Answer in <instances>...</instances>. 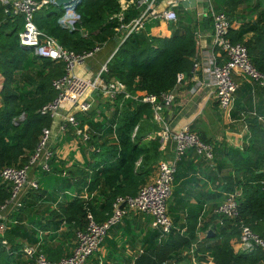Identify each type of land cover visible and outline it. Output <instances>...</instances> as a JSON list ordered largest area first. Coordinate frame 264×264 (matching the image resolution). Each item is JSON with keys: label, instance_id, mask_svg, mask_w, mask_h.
<instances>
[{"label": "trees", "instance_id": "1", "mask_svg": "<svg viewBox=\"0 0 264 264\" xmlns=\"http://www.w3.org/2000/svg\"><path fill=\"white\" fill-rule=\"evenodd\" d=\"M242 1L245 0H216V6L213 4V8L218 12L225 11L223 7H229L225 11L228 13L235 11L237 3ZM254 2L255 7H263L259 17L256 21L244 23L240 30L231 28L229 37L234 43L245 42L251 59L264 72V0ZM76 8L82 22L76 23L73 30L62 27L58 23L61 15L55 16L56 13L47 8H41L36 13L35 20L39 28L56 37L66 48L77 52L93 49L117 34L121 23H130L141 14L139 9L131 6L125 12L123 21L118 17L111 18L121 10L119 0H81ZM6 18L9 19L8 12L0 3V22ZM207 19L213 23L211 16ZM22 26L21 20L14 30V35ZM248 31H252L253 36L244 41V35ZM196 52L194 25L182 27L171 37L148 39L141 33H131L120 43L115 54L107 62L108 70L103 77L105 80H118L126 84V92L118 94L113 101L115 108L111 118L90 120L88 128L91 136L104 139L102 147L106 162L99 167L88 165L81 169L79 179L74 184L78 193L84 188L89 194L97 191L99 187L102 189L98 196L94 194L89 201L74 196L71 203L62 206L60 214L67 222L85 218L87 208L92 209L94 216L101 217L99 222L105 221L109 218L113 202L118 195H134L148 181V175L159 158L162 142L160 133L152 137L146 135L148 128L157 129V121L154 119L152 104L142 101V98L151 94L160 97L164 92L173 89L178 84L181 73H190L193 70ZM42 61L36 77L32 74L34 67H30L33 62L27 64L24 67L26 70L21 72V78L35 85V90L18 92L17 87L13 85L15 76L12 77V70L2 71L7 82L1 92L3 105L0 106V171L5 166L25 165L39 143L42 130L52 124L51 115H43L39 109L56 97L57 92L53 88L52 80L64 73V65L49 58H42ZM80 124L83 127V121ZM112 132H115L116 143L107 137ZM251 133V144L247 149L228 153V156H232L234 175L225 177L224 190H242L238 199L240 217H244L252 229L264 237V183L261 182L264 180V123L252 119ZM203 140L206 141L204 138ZM51 162L53 164V160ZM11 190L12 184L2 180L0 176V205L8 200ZM27 196L29 200H25L23 210L16 215L17 222H14L6 234L8 241L13 244L10 249L13 252L3 248L0 237V264H9L8 254L19 253L21 246L15 243V236L32 234L27 224L22 223L23 213L27 209L32 210L34 205L42 200L47 199L52 203L58 199L57 193H50L41 185L30 190ZM94 203L97 204L98 211ZM196 215H189L188 227L184 234L180 233L176 226L163 238H160L161 234L157 230L149 231L141 240L144 250L135 259L134 264H176L181 261L197 237ZM215 231L214 239L218 242L208 244L207 237L197 244L195 251L200 259L211 255L216 264H264V251L259 248L253 252H236L233 249L230 239L240 235V231L230 219L224 217L222 224H215Z\"/></svg>", "mask_w": 264, "mask_h": 264}, {"label": "crops", "instance_id": "2", "mask_svg": "<svg viewBox=\"0 0 264 264\" xmlns=\"http://www.w3.org/2000/svg\"><path fill=\"white\" fill-rule=\"evenodd\" d=\"M148 1L154 9L159 11L172 0H166V2H164L165 0ZM254 1L245 0L237 3V9L228 12L233 23L232 29L237 31L243 28L244 23L256 21L263 7H255L256 3ZM119 4L122 7L128 5L127 0H119ZM210 4L216 6V2L212 3L210 1ZM51 6H55V4L51 2L46 8L53 11ZM146 8L144 4L139 9L140 13H143ZM228 8L226 7L225 9L223 7L225 11ZM201 9L198 7L188 8L178 2L176 6L177 22H167L163 18L149 14L145 17L144 27L140 32L142 36L151 39L153 37H171L175 31L187 25H194L196 28L197 52L193 59L196 62L195 66L190 73H181V80H178V84L170 90L174 94V101L172 104L165 106L161 113L162 119L170 124L173 132L182 128L183 125L189 124L191 129L197 132L200 137L214 145L212 164L204 156H200L194 148H190L184 153L182 161L177 166L178 169L173 184L174 190L169 200V210L180 233H185L188 227L189 215L197 214V237L191 243L190 250L194 243L198 244L207 237L209 238L206 240L208 244L218 242V240L214 239L216 236L215 224H221L220 217L216 216L212 209L225 198V177L234 175L232 156H228V153L233 150L244 151L251 144V120L257 118L250 113L256 112L257 115L264 117V88L249 81L241 74L234 75V80L239 84L234 108L229 117L222 113L218 101L215 99L213 72L216 64L224 62L223 52L221 47L215 42L213 23L207 19L210 14H206L204 11L201 12ZM5 10H7L6 7ZM8 16L9 19L6 18V20L0 22V106L3 105L1 92L7 82L6 75L2 71L12 70L11 75L12 77L15 76L13 85L21 93L26 90H35V85L21 78V72L26 70L24 67L33 62L30 67H34L32 74L36 77L40 69L39 66L43 63L42 58L36 54L34 48H26L18 44L19 35L24 28L22 26L16 35H14V30L23 19L13 16L10 11ZM62 16L61 14L58 23L67 29L69 27L64 26ZM252 36V31L246 32L244 41ZM121 39L122 32H117L113 37L100 43L98 45L100 49L93 56L87 58L85 65L79 67L77 73L93 79L105 66V63L115 54L120 46ZM84 101L90 103L88 113L74 110L78 122L83 121V127L89 128L90 120L99 121L103 118L107 120L114 113L115 105L113 101L104 96L99 90L90 92ZM68 113L67 109L61 110L60 114L52 118L50 126L52 129L51 141L55 150V155L52 159L53 170L51 172L57 175V187H69L65 191L68 196L58 195V199L52 201V203L47 199L42 200V202L35 204L32 210L27 209L23 215L21 214L22 223L27 224V228L32 234L15 236V243L19 244L17 246L38 244L39 250L51 260L60 259L70 254L76 246V230L85 226L86 217L69 223L60 214L62 206L71 203L74 197L73 194L78 193L74 184L79 179L80 170L88 165L90 167H99L106 162L103 155L104 148L102 147L104 139L90 135V141L85 142L82 140L81 136L77 134L75 127L65 121ZM244 115L246 119H244ZM259 121L264 123V120ZM155 123L157 129L148 128L147 136L152 137L161 133L162 123ZM246 123L247 127L245 126ZM64 125L67 128L63 129ZM107 137L111 142H117L115 140V132L109 133ZM174 150V139L171 138L164 144L163 142L161 143L159 158L153 165V169L148 175V180L155 178L160 161L173 159ZM37 169L34 168L31 171V178H36L39 171ZM71 185L72 187L70 188ZM101 189L99 187L97 191H93L95 196L99 195ZM84 190L85 188L80 193H83ZM236 191L241 193L242 190L236 189ZM28 198H26V202L29 200ZM24 206L11 213L8 210L0 213V237H2V240H9L6 237L7 231L11 229L14 222H17L16 215L23 210ZM94 206L97 210V204L94 203ZM33 211L36 213L32 214ZM98 221H101L100 216H98ZM118 228L110 233V236L102 245L101 251L91 259L89 264L99 263L100 259L103 263L108 264H134L135 259L144 250L141 240L147 236L149 231L154 229L153 220L150 221L149 216L139 213L129 214ZM209 230H212L213 236L208 235ZM221 238L222 236H220ZM230 242L236 252L243 251L239 244V235L232 237ZM12 245L9 242L10 249H12ZM3 248L6 247L3 246ZM196 248L197 245L194 251ZM190 250L176 264H207L204 263L205 259L208 262L210 261V264H216L209 252L210 256L200 259L196 255V251L193 254ZM8 255L7 261L9 264H25L22 260L15 257V254Z\"/></svg>", "mask_w": 264, "mask_h": 264}, {"label": "built area", "instance_id": "3", "mask_svg": "<svg viewBox=\"0 0 264 264\" xmlns=\"http://www.w3.org/2000/svg\"><path fill=\"white\" fill-rule=\"evenodd\" d=\"M51 2L53 0H0V3L6 7L8 12L10 11L13 16L23 19L24 29L19 35V44L22 47L34 48L36 54L43 59L49 58L56 62H62L64 65V73L52 80L53 88L57 92L56 97L43 105L39 112L55 118L60 114L61 110L67 109L69 113L66 115L65 121L75 127L77 134L81 136L82 140L88 142L90 141L88 128L80 126L74 110L88 113L90 103L85 102L84 99L94 90H99L108 99L114 101L118 94L126 92V84L118 80L104 79L103 75L108 70L107 63L93 79L77 73V69L85 65L87 58L93 56L100 49V46H96L91 50L77 52L74 49L66 48L53 35L39 28L35 20L36 13L41 8H46ZM168 3L166 7L159 11L154 9L148 0H127L128 5L123 7L120 5L121 10L111 16V18L118 17L120 21H123L125 10L130 6H134L137 9L142 8L144 4L145 8L148 6L132 22L119 25L117 32H122L121 43L131 33H140L142 31L144 19L149 14L163 18L167 22H177L176 6L178 2L169 1ZM209 14L213 18L215 42L221 47L224 57V62L216 64L213 72L215 99H217L222 113L229 117L234 108L235 96L239 89V84L234 80V75L241 74L249 81L264 87V72L251 59L245 42L234 43L230 40L229 31L233 23L229 15L225 11L216 12L212 4ZM181 78L180 74L178 80H181ZM173 96V92L168 91L164 92L160 97L151 94L142 98V101L152 104L154 119L162 123L160 138L163 144L171 138L175 141L173 159H165L159 162L155 178L148 180L134 195H118L113 202L112 212L105 221H97L92 209L87 208L85 226L76 230V246L70 254L60 259L51 260L39 250L38 244L22 245L18 249L19 253H23L28 257H34L37 254L35 264H86L94 252L101 251L102 243L108 236L109 229L113 225L120 223L131 213L151 215L153 217V228L161 234L160 238L166 237L167 234L172 232L175 228V223L171 214H169L168 202L172 196L177 166L183 154L186 150L194 148L198 154L205 156L208 160L214 159V145L204 141L197 132L191 129L189 124L183 125L182 128L173 132L170 124L162 119L163 108L173 103ZM250 114L259 120H264V117L257 115L256 112H251ZM243 117L246 119L245 115ZM245 126H248L247 123ZM62 128L65 129L67 127L64 125ZM51 136V127L44 128L39 143L25 165L5 166L0 171L2 180L12 184L11 195L4 204L0 205V213L6 210L11 213L23 207L28 192L40 186L39 179L31 178L30 176L34 168L40 167L46 172L51 171V161L55 155ZM261 182L264 183V180ZM224 194L225 198L212 212L220 217L221 224L225 217L230 219L238 228V231H240L239 244L242 250L253 252L259 248L264 251V237L254 231L244 217H240L238 199L242 193L239 191H226ZM93 195L94 192L89 194L86 189L83 193L76 192L73 194V196L84 198L87 201ZM2 243L7 249H10L7 239H3ZM196 245L194 243L191 247L190 252L193 254ZM204 263L210 264V261L208 262L205 259ZM94 264H103V261L100 259L99 263Z\"/></svg>", "mask_w": 264, "mask_h": 264}, {"label": "rangeland", "instance_id": "4", "mask_svg": "<svg viewBox=\"0 0 264 264\" xmlns=\"http://www.w3.org/2000/svg\"><path fill=\"white\" fill-rule=\"evenodd\" d=\"M212 3L216 2V0H210ZM52 10L56 13V16L57 15H63L66 13V10L64 8H61V7H58V6H51ZM76 14L79 16V14L77 13V10H76ZM195 150V149H194ZM188 150H186L187 152ZM184 155V154H183ZM200 155V154H199ZM200 156H203V155H200ZM205 157V156H204ZM182 159H183V156H182ZM182 159L180 161H182ZM205 159L209 162V163H213V160H208L206 157ZM179 161V163H180ZM178 163V165H179ZM178 169V168H177ZM37 170L38 171V175L36 176L37 179H39L40 181V185L41 187L47 189L48 192L50 193H57L58 195L60 196H63V195H66L65 194V191L69 188H62L60 186L57 187V182H58V179H57V175L54 174L53 172H45L42 168H38ZM177 172V171H176ZM53 173V174H52ZM175 177H176V173H175ZM73 185V184H72ZM72 185L70 186V188L72 187ZM173 190H174V185H173V188H172V193H173ZM68 196V195H66ZM171 199V198H170ZM169 199V200H170ZM168 207H169V202H168ZM169 214H171V211L169 210ZM146 216H149V220H153V217L150 216V215H146ZM172 216V214H171ZM173 217V216H172ZM127 218V217H126ZM124 218L120 223L118 224H115L113 225L110 229H109V232H108V236L105 238L107 240V238L110 236V233H112L113 231H115L116 229H119L118 226L121 225V223L126 219ZM105 240V241H106ZM105 241L102 243V245L105 243ZM98 252H94L93 255L91 256V258L88 259V261L86 262V264H89L91 262V259L97 255ZM37 254H35L34 257H28L26 255H24L23 253H17L15 252V257H17L19 260H22L25 264H35L36 262V258H37ZM13 262V261H12Z\"/></svg>", "mask_w": 264, "mask_h": 264}, {"label": "water", "instance_id": "5", "mask_svg": "<svg viewBox=\"0 0 264 264\" xmlns=\"http://www.w3.org/2000/svg\"><path fill=\"white\" fill-rule=\"evenodd\" d=\"M81 0H53L55 6L64 8L66 13L62 16V22L64 23L65 27H69L71 30L75 29L74 25L76 23L81 24V18L76 14V6ZM178 1L182 5L188 8H202L201 12L209 13L211 4L210 0H172ZM166 2V0L164 1ZM71 11V13H69ZM209 236H213L212 230H209Z\"/></svg>", "mask_w": 264, "mask_h": 264}]
</instances>
